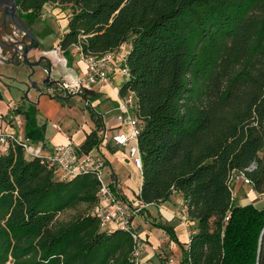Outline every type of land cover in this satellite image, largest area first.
<instances>
[{
	"label": "trees",
	"instance_id": "16d2710c",
	"mask_svg": "<svg viewBox=\"0 0 264 264\" xmlns=\"http://www.w3.org/2000/svg\"><path fill=\"white\" fill-rule=\"evenodd\" d=\"M16 1L19 18L31 24L49 3L70 6L58 43L70 67L77 48L99 56L127 46L130 75L120 95L134 93L142 154L132 219L180 193L188 218L198 221L188 245L172 222L153 226L182 248L181 264H264V205L234 200L231 181L244 172L264 193V0ZM19 111L26 137L44 142L37 103ZM91 116L96 129L78 147L85 153L101 143L105 126L102 114ZM99 188L94 172L63 180L41 157L11 145L0 154V264H137L138 231L103 229L93 215ZM82 203L87 212L57 224L59 213Z\"/></svg>",
	"mask_w": 264,
	"mask_h": 264
},
{
	"label": "built area",
	"instance_id": "2783aa9c",
	"mask_svg": "<svg viewBox=\"0 0 264 264\" xmlns=\"http://www.w3.org/2000/svg\"><path fill=\"white\" fill-rule=\"evenodd\" d=\"M46 13H47V5ZM64 33V31H63ZM59 43V42H58ZM128 48L122 45L115 52H109L103 55L85 54L77 48L74 53L78 54V59L74 61L73 66H69L63 58L61 48L58 44L50 51L59 56V60L69 71L76 67L75 73H69L54 78L55 85L48 88V93L55 98H69L80 95L86 89L99 91L100 88L108 83H112L113 75L119 74L122 81L129 77L130 72L126 64ZM45 92H40V95ZM26 102L34 101L30 95L24 98ZM7 104V103H6ZM22 104H16L12 99L9 100L6 110L0 108V153L9 151L11 145H21L27 156H39L42 162L49 168L55 170L63 180L72 179L82 172H94L100 180L98 191V201L92 212L100 221L103 229L111 230L119 228L123 230H135V217L133 214L140 210L137 201L126 200L123 196L121 181L112 170H107L105 157L97 151L81 152L80 149L71 142L57 144L50 151H44L43 142H33L25 135V115L19 111ZM135 96L130 92L118 100L116 115L117 125L104 126L101 131L102 141H113L116 145L125 148L127 157L134 166L142 170V154L138 145V136L140 134L141 122L135 115ZM52 126L57 130H62L59 123L53 122ZM99 146V145H98ZM97 146V147H98ZM255 165H251L247 170H252ZM241 178L244 184H251L250 179L242 172L240 175L232 178V193L234 200H237L234 181ZM252 185V184H251ZM238 201V200H237ZM135 247L132 259L137 264L143 242L139 233L134 232Z\"/></svg>",
	"mask_w": 264,
	"mask_h": 264
},
{
	"label": "crops",
	"instance_id": "0c3cea01",
	"mask_svg": "<svg viewBox=\"0 0 264 264\" xmlns=\"http://www.w3.org/2000/svg\"><path fill=\"white\" fill-rule=\"evenodd\" d=\"M68 22L69 18L66 19L65 30H67ZM123 82L118 73L114 74L112 83L103 85L98 91L100 97L95 100L80 95L66 99L51 98L40 95L37 91L31 92L30 95L39 108L38 120L46 127V139L43 142L44 151H50L57 144L69 142L77 147L81 146L86 140L87 134L96 129V123L91 116L92 110L103 115L106 126L117 125V106L118 100L122 98L120 88ZM102 94H105V98L113 101L110 110L105 108L109 102L101 101ZM53 122L59 123L62 130L55 129L52 126ZM94 151L100 152L105 157L107 163L105 171L112 170L120 179L126 199L134 201L142 185V170L137 169L129 160L125 148L116 145L113 141H103ZM245 185L243 182L240 183L237 190H245ZM239 198L241 197L239 196ZM238 202L243 205L249 203L243 202L242 199ZM147 213L148 216L137 214L134 219L135 224H138V233L143 242L138 260L141 264H181L182 248L172 241L165 231L154 227L153 222H172L181 242L188 245L192 234L197 231L198 221L188 218L184 196L174 193L168 206L150 204L147 206Z\"/></svg>",
	"mask_w": 264,
	"mask_h": 264
},
{
	"label": "rangeland",
	"instance_id": "374dc122",
	"mask_svg": "<svg viewBox=\"0 0 264 264\" xmlns=\"http://www.w3.org/2000/svg\"><path fill=\"white\" fill-rule=\"evenodd\" d=\"M47 13L43 15L42 20L37 22L35 27L39 30H44L45 28L49 27L53 29V32L46 36L43 39L44 47L53 49L56 44H58L60 38L63 35V31L65 30L66 19L71 14L70 6L62 5L59 3H49L47 5ZM49 56L54 64V68L52 70L53 77L58 79L62 75H66L69 73H75L77 71L76 67L72 68L71 70H67L64 65L59 60V56L56 57L54 53H49ZM34 72V75L30 77V75ZM0 73H3L8 78L0 77V108L5 109L7 108V104L9 100H13L16 104H23L26 101V87L24 83H27L28 79L31 80H41L43 76V66H35L32 68L28 63H21L19 65H7V64H0ZM1 76V75H0ZM3 76V75H2ZM45 94L43 96L51 97L48 93V88L50 86L42 85ZM101 99L102 102L106 103L109 102L105 108L110 110L111 104L113 101L109 98H105V94H102ZM55 98V97H51ZM7 103V104H6ZM41 113H44L41 111ZM25 119V117H24ZM32 140V139H31ZM33 141V140H32ZM37 142V141H33ZM240 182H242L241 178H236L234 181V187L238 189ZM245 190L240 189L236 190L237 199H242L243 202H249L257 207H262L264 205V193L258 192L253 185L246 184ZM239 196L241 198H239ZM248 203V204H249ZM89 210L87 204L82 203L74 208H69L61 213H59L56 217L57 224L68 222L76 217L84 214ZM139 220V218H138ZM136 230L138 231V224L136 225Z\"/></svg>",
	"mask_w": 264,
	"mask_h": 264
},
{
	"label": "flooded vegetation",
	"instance_id": "af4514ba",
	"mask_svg": "<svg viewBox=\"0 0 264 264\" xmlns=\"http://www.w3.org/2000/svg\"><path fill=\"white\" fill-rule=\"evenodd\" d=\"M4 13L5 8H0V39L7 44V46H0V64L19 65L24 62L28 64H35L39 61L40 63L38 66H43L44 73L41 80L34 81L38 82L40 90L31 86V79H28L27 83H22L26 87V95H30L33 91H37L40 94L41 91L44 92L42 87L43 84L50 87L55 85L52 73L54 64L49 56L52 49L45 48L43 46V39L48 35H44L43 30L37 29L35 27L36 23L31 24L28 21L21 20L20 18V21L32 32L35 37L23 31L13 22L12 19L5 24ZM36 44L38 45L36 46ZM26 55L29 62L25 58ZM0 75V77L8 78L3 73H0ZM33 75L34 72L30 75V77ZM47 78H49V85L45 83Z\"/></svg>",
	"mask_w": 264,
	"mask_h": 264
},
{
	"label": "water",
	"instance_id": "95a60500",
	"mask_svg": "<svg viewBox=\"0 0 264 264\" xmlns=\"http://www.w3.org/2000/svg\"><path fill=\"white\" fill-rule=\"evenodd\" d=\"M5 8V13H4V18H5V24L8 23V21L10 19L13 20V22L18 26L20 27L23 31H25L26 33L32 35L33 37H35L32 32L20 21L19 17H18V14H17V10H18V4H17V1L16 0H0V8ZM38 44H36L37 46ZM0 46H7V44L0 39ZM27 59V61L29 62V59L26 55L25 57ZM39 61L36 62L35 64L33 63H30L29 65L31 67H34V66H38L39 65ZM30 83H31V86L33 88H36L38 90H40V86L38 84L37 81H34V80H30ZM45 83L49 85V78H47L45 80Z\"/></svg>",
	"mask_w": 264,
	"mask_h": 264
},
{
	"label": "bare ground",
	"instance_id": "6f19581e",
	"mask_svg": "<svg viewBox=\"0 0 264 264\" xmlns=\"http://www.w3.org/2000/svg\"><path fill=\"white\" fill-rule=\"evenodd\" d=\"M251 185V184H250Z\"/></svg>",
	"mask_w": 264,
	"mask_h": 264
}]
</instances>
